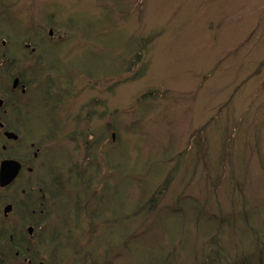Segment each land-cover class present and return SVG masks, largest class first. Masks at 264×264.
<instances>
[{"label":"rangeland","instance_id":"rangeland-1","mask_svg":"<svg viewBox=\"0 0 264 264\" xmlns=\"http://www.w3.org/2000/svg\"><path fill=\"white\" fill-rule=\"evenodd\" d=\"M8 3L0 63L17 67H0V119L20 139L0 133V161L26 165L0 191V212L14 206L0 240L27 229L32 200L50 185L49 203L58 189L66 205L36 219L43 262L264 264V0ZM41 27L45 40L50 27L54 41L69 40L43 47ZM25 43L40 47L42 71L24 74ZM15 76L29 82L23 96L11 90ZM151 91L165 94L142 97ZM73 156L87 163L77 180ZM169 172L163 197L140 213ZM11 245L0 242L3 260L13 259Z\"/></svg>","mask_w":264,"mask_h":264},{"label":"flooded vegetation","instance_id":"flooded-vegetation-1","mask_svg":"<svg viewBox=\"0 0 264 264\" xmlns=\"http://www.w3.org/2000/svg\"><path fill=\"white\" fill-rule=\"evenodd\" d=\"M9 0H0V35H8V33L11 32V28H10V22H9V18L10 16L12 15V10L10 11V5L8 3ZM11 14V15H10ZM3 20L8 23L9 22V25L6 26L5 28H3ZM10 30V32H9ZM41 28L39 30L36 31L35 35L37 37V39H40V44L44 47L45 45V42H44V38L42 36V32H41ZM29 39V38H27ZM42 39V40H41ZM27 41V40H25ZM46 41V40H45ZM63 42L62 41V38H59L57 41H52V42H47L48 45H51V46H57L59 43ZM3 45L5 46L7 42H5V40L2 41ZM31 44H34V43H31ZM30 52L28 54H26L24 56V61H26V66L24 67V74H28V71L30 72H34V71H42V69L45 67V63H44V55L42 54V52H40V47L39 46H32L30 45L28 47V45L26 46ZM37 52V53H36ZM37 54V56H35ZM3 64V63H0V65ZM15 65V66H14ZM14 66V67H13ZM17 65L16 64H8L7 66H2V69L3 71L7 70L8 68L9 69H14L16 68ZM20 75V73L17 72V75ZM19 78V81H20V85L23 87L22 88V91H24L23 94H26V88L29 84L28 81L24 80L23 78H20L19 76H15L13 79L15 78ZM15 109V112H19V111H22V109H20L17 105L13 107ZM4 119L6 118H9L11 116V114H9L7 111H4ZM23 113H25V115L27 117H29V114L26 110H23ZM1 118V117H0ZM3 121V120H2ZM4 123H6L7 121H3ZM6 128V126H5ZM108 128V127H106ZM105 127L103 128V131L102 132H99V140H103L104 138H107V135H108V129H106ZM93 135H94V132H93ZM91 139H94L93 136H90ZM103 143V141H102ZM104 148H102L103 150ZM74 157V165L75 167L73 168L72 172H71V175L77 180L78 176L79 177H83L85 176V170L81 172L80 171H77V167L79 165H87V163H84V160L83 159L79 164H77L76 160H77V157L76 156H73ZM88 159V158H87ZM86 159V160H87ZM82 181H85V182H89V180H82ZM29 246H31L30 244L26 243V244H14V245H11L12 249L14 248V250L16 251L14 254V257H12L13 259L9 258V260H15L17 263H20V264H25V260H29ZM20 248H22V251H20ZM2 253L0 254V264H7L8 261H6V259H2ZM27 263V262H26Z\"/></svg>","mask_w":264,"mask_h":264},{"label":"trees","instance_id":"trees-1","mask_svg":"<svg viewBox=\"0 0 264 264\" xmlns=\"http://www.w3.org/2000/svg\"><path fill=\"white\" fill-rule=\"evenodd\" d=\"M139 55H141V54H139ZM164 94H165V92L161 93V92H158V91H151V92L143 95L142 97L143 98H148V99H157L158 97H161V95H164ZM208 124H209V122H207L203 127H201L198 131H196V138H197L198 134H202L203 131L206 130V125H208ZM34 148H35V146H34ZM187 150H188V148L186 149V151ZM184 153H185V151L182 154H184ZM171 178L172 177H171V175L169 173V175L167 176L165 181L158 187V189L151 195V197L147 201L142 202L141 204L138 205V209L137 210L141 211L140 213H142L145 210L150 211V209H152L153 207L155 208V206L158 204V201L163 197V195L167 191V188L169 187ZM32 201H33L34 205H36L37 203L38 204H37V206H35V210L32 211V207L31 206L29 207V210L31 211V213H33V212L39 213L41 200L33 199ZM27 224L28 225H34V227H35L34 235H36L37 232H39L40 226L37 224V221L34 218V216H31V219L27 221L26 226H27ZM10 232H13V233H10ZM5 234L6 235L2 236L3 240H0V242H6V243H12V244H15V243L25 244V243H31L32 242V239L30 237L25 238V236H24V234H27V229L26 230L24 229V231L23 230L16 231L14 229V230H10L8 233H5ZM20 250L22 251V248ZM30 258L33 260V262L35 260H36V262H37V260H39V258L36 259L33 256L30 257ZM209 264H214V263L211 262Z\"/></svg>","mask_w":264,"mask_h":264},{"label":"water","instance_id":"water-1","mask_svg":"<svg viewBox=\"0 0 264 264\" xmlns=\"http://www.w3.org/2000/svg\"><path fill=\"white\" fill-rule=\"evenodd\" d=\"M17 81H15L14 86L16 85ZM2 102L0 101V105ZM5 135L9 139L16 140L18 138L17 135L14 133H5ZM22 168V165L20 162L9 159V160H3L0 164V187H6L10 185L18 176L20 173V170ZM12 209L11 205H8L5 207V213L7 214ZM33 228H29V233H32Z\"/></svg>","mask_w":264,"mask_h":264}]
</instances>
